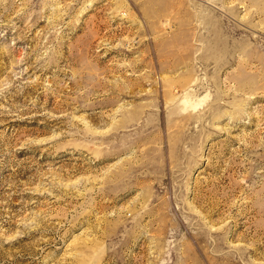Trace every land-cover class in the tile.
<instances>
[{"label":"rangeland","instance_id":"obj_1","mask_svg":"<svg viewBox=\"0 0 264 264\" xmlns=\"http://www.w3.org/2000/svg\"><path fill=\"white\" fill-rule=\"evenodd\" d=\"M0 264H264V0H0Z\"/></svg>","mask_w":264,"mask_h":264},{"label":"bare ground","instance_id":"obj_2","mask_svg":"<svg viewBox=\"0 0 264 264\" xmlns=\"http://www.w3.org/2000/svg\"><path fill=\"white\" fill-rule=\"evenodd\" d=\"M260 14V13H259ZM258 15V14H257ZM262 16V15H261ZM243 74V73H242Z\"/></svg>","mask_w":264,"mask_h":264}]
</instances>
